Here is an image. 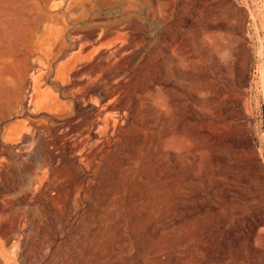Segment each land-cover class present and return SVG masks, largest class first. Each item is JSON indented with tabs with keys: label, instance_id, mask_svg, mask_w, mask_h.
<instances>
[{
	"label": "rangeland",
	"instance_id": "rangeland-1",
	"mask_svg": "<svg viewBox=\"0 0 264 264\" xmlns=\"http://www.w3.org/2000/svg\"><path fill=\"white\" fill-rule=\"evenodd\" d=\"M85 84L98 119L70 131L52 114ZM245 156L264 176V0H0V264H264Z\"/></svg>",
	"mask_w": 264,
	"mask_h": 264
},
{
	"label": "bare ground",
	"instance_id": "bare-ground-1",
	"mask_svg": "<svg viewBox=\"0 0 264 264\" xmlns=\"http://www.w3.org/2000/svg\"><path fill=\"white\" fill-rule=\"evenodd\" d=\"M235 1V0H234ZM54 5H56V4H54ZM60 5V4H59ZM57 6V5H56ZM59 20V19H58ZM54 27V26H53ZM55 31V30H54ZM52 33H54L53 31H52ZM38 37V36H37ZM47 37H49V36H47ZM40 38V37H39ZM53 38V37H52ZM55 39V38H54ZM38 40V39H37ZM45 40V39H44ZM36 41V40H35ZM48 42H50V41H48ZM41 43H43V42H41ZM47 43V42H46ZM48 44V43H47ZM36 45V44H35ZM44 45V44H43ZM46 45V44H45ZM38 46V45H37ZM87 46V45H86ZM260 46V45H259ZM40 47V46H39ZM82 47H84V46H82ZM262 47V46H261ZM100 48V47H99ZM41 50V49H40ZM52 50H54V49H52ZM96 50H98V49H96ZM95 50V51H96ZM261 50V49H260ZM91 51V50H90ZM55 52V51H54ZM80 52V51H79ZM94 52V51H93ZM95 53V52H94ZM93 53V54H94ZM55 54V53H54ZM81 54V53H80ZM86 54H88V53H86ZM85 54V55H86ZM91 54V53H90ZM106 54V51H102V50H100V51H98L95 55H94V58H100V59H102L103 58V56ZM84 55V54H83ZM79 53H75V54H73L68 60H66L67 62H64L65 64H63V65H66L67 63H70V62H72V60H74V59H77V58H79ZM87 56V55H86ZM90 57H91V55H89ZM110 56V55H109ZM45 57H47L46 55H45ZM49 57V56H48ZM260 57V56H259ZM87 58H89L88 56H87ZM105 58V57H104ZM85 59H86V57H85ZM106 59V58H105ZM79 60H81V59H79ZM78 60V61H79ZM88 60V59H87ZM50 61V60H49ZM53 61V60H52ZM75 62H76V60H75ZM98 62V61H97ZM96 62V63H97ZM100 62V61H99ZM98 62V63H99ZM47 63V62H46ZM96 63H93V64H95L96 65ZM46 65V64H45ZM86 66H88V65H86ZM86 66L85 65H83V69H85L86 68ZM61 68H62V66H61ZM263 68V67H262ZM80 71V70H79ZM63 73H64V71H63ZM62 73V74H63ZM67 75V74H66ZM68 75H69V73H68ZM63 78H64V75H63ZM63 78H62V80H63ZM66 78V77H65ZM86 78V77H85ZM217 78V77H216ZM119 81V80H118ZM117 81V82H118ZM97 89H99V85H97V84H85L84 85V88H83V92H81L80 94L78 93H76V94H74L73 96H72V99H71V102L69 103V104H64V105H61L59 108H57V109H55L56 110V112L54 113L53 112V118L54 119H56V118H58V117H66V119L64 120L65 122V124L66 125H68L69 127H70V131H74L75 129H77V128H81L82 127V125H86V124H88V123H90V125L91 124H93L95 121H97L96 119H98V115H99V113L97 112V114H90L92 111H94L95 110V108H94V106H97L98 105V103L95 101V102H93V101H91V98L89 97V94L90 93H93V92H95ZM118 90V88L116 89V91ZM107 93V92H106ZM95 97V96H94ZM98 97H99V95H98ZM116 98V97H115ZM117 99V98H116ZM239 100H241L240 98H239ZM121 101H122V99H121ZM120 101V103H119V105H117V109H119V111L117 112L119 115H117L116 114V116H114V117H104L100 122H102V125H103V130L106 132V133H108L109 131H112V132H114V133H116V135L119 137L118 138V143H121V141H123L124 139H126V138H128L129 137V133H130V131H131V127H130V117H125L124 115L122 116L121 115V111H120V109L121 108H123V105H124V108H125V105H127V103H123V102H121ZM111 102V101H110ZM113 102V101H112ZM108 103V102H107ZM237 103V102H236ZM62 104V103H61ZM43 105H45V104H43ZM94 105V106H93ZM107 106H109V105H107ZM106 106V107H107ZM238 106V105H237ZM41 108H42V106H40ZM57 107V106H56ZM55 107V108H56ZM99 108V107H98ZM111 108H115L114 106L113 107H111ZM231 108V107H230ZM50 109V108H49ZM51 109H53V108H51ZM124 110V109H123ZM52 111V110H51ZM107 111H109V110H107ZM127 111V110H126ZM115 112V111H114ZM124 112V111H123ZM126 115H127V113H125ZM243 114V113H242ZM74 115H76V116H79V117H81L82 119H81V122H80V124H78L79 126H76V125H73L72 124V120L74 119ZM122 120H125V124L124 125H121L120 123H121V121ZM124 122V121H123ZM123 124V123H122ZM245 124V123H244ZM89 125V126H90ZM101 126V125H100ZM91 127V126H90ZM92 128V127H91ZM98 129V128H97ZM153 130V129H152ZM51 132H55V130H54V128H51ZM86 133H87V139L88 138H91V137H93L94 136V134L92 133V130L88 127V129L86 130ZM108 135H110V134H108ZM115 135V136H116ZM111 136V135H110ZM131 136V135H130ZM102 137V136H101ZM214 137V136H213ZM42 138H44V139H46V138H48V135H46V136H42ZM81 139V138H80ZM79 139V140H80ZM59 140H61L60 138H59V136H56V137H51V138H49V139H47L46 140V143H45V149H46V151H48V153H49V155L52 157V160H57L60 164H62V165H66L67 167H74L75 166V164H74V160L75 161H82L83 160V156L85 157L84 159L86 160H88L89 159V161L90 162H93V154L95 153L94 151L92 152H89V153H85V154H83V156H82V154L80 155L79 153L77 154H74V151H76L77 150V148L79 147V143H75V144H73V145H66V146H64V145H60L59 144ZM82 140H83V138H82ZM91 140V139H90ZM88 141H89V139H88ZM102 141V140H101ZM109 141V140H108ZM75 142V141H74ZM59 144V145H58ZM50 145H51V147H50ZM56 149H58V152H55V150ZM84 149V148H83ZM79 152H80V150H79ZM78 157H80L79 158V160H76V158H78ZM73 161V162H72ZM243 161L245 162L246 161V165L243 167L244 168V172H241V176L244 178V179H248L249 178V176H248V173H249V171L252 169V168H254L255 170H256V177H260L261 178V181H262V183H263V185H264V176H263V174H262V167H261V164H260V162L258 161V159L254 156V157H250V156H245L244 157V159H243ZM52 162H54V161H52ZM151 168V167H150ZM261 189H263L264 190V188H261ZM124 190V189H123ZM122 192V191H121ZM142 192V191H141ZM143 193V192H142ZM263 193H264V191H263ZM173 208V207H172ZM175 208V207H174ZM172 214V213H171ZM133 218V217H132ZM194 220V219H193ZM176 221V220H175ZM178 222L180 221V220H177ZM176 223V222H175ZM191 223H192V221H191ZM176 226V225H175ZM180 227L182 228V226L180 225ZM162 228V227H161ZM173 228V227H172ZM192 229V228H191ZM139 230V229H138ZM137 230V231H138ZM4 231V230H3ZM2 231V232H3ZM168 232H170V231H168ZM181 232V231H180ZM210 232V231H209ZM240 232V231H239ZM162 233V232H161ZM166 233V232H165ZM207 233V232H206ZM170 234V233H169ZM166 235V234H165ZM206 235V234H205ZM142 236V235H141ZM159 236V235H158ZM171 236V235H170ZM204 236V235H203ZM107 237V236H106ZM208 237V236H207ZM207 237H205V238H207ZM231 237V236H230ZM104 238V237H103ZM127 238V237H126ZM164 239V238H163ZM105 240V239H104ZM126 240V239H125ZM128 240V239H127ZM201 241V240H200ZM111 242V241H110ZM103 243V242H102ZM126 244V243H125ZM200 244V243H199ZM205 244V243H204ZM203 244V245H204ZM189 245V244H188ZM238 245H240V244H238ZM237 245V246H238ZM116 246V245H115ZM118 246V245H117ZM123 246H125V245H123ZM99 248V247H98ZM101 248V247H100ZM116 248V247H115ZM118 248V247H117ZM124 248V247H123ZM192 248V247H191ZM197 248V247H196ZM226 248V247H225ZM237 248V247H236ZM235 249V248H234ZM241 249V248H240ZM239 249V250H240ZM98 250V249H97ZM124 250V249H123ZM192 250V249H191ZM1 251V250H0ZM125 251V250H124ZM196 251V250H195ZM190 252V251H189ZM201 252H203V251H201ZM236 252V251H235ZM239 252V251H238ZM3 253H4V250H3ZM95 253V252H94ZM194 253H196V252H194ZM204 253V252H203ZM228 253H229V251H228ZM240 253V255H241V252H239ZM118 254V253H117ZM182 254V253H181ZM184 254V253H183ZM245 254V253H244ZM3 255V254H2ZM202 255V254H201ZM230 255V254H229ZM96 256V255H95ZM123 256H124V254H123ZM208 256V255H207ZM225 256H227V255H225ZM230 256H232V255H230ZM235 256H237V254L235 255ZM246 256H248V255H246ZM174 257V256H173ZM211 257V256H210ZM240 257V256H239ZM238 257V258H239ZM176 258H178V257H176ZM182 258V257H181ZM198 258V257H197ZM202 258H203V256H202ZM183 259V258H182ZM196 259V258H195ZM232 259V258H231ZM248 259V258H247ZM115 260V259H114ZM144 260V259H143ZM177 260V259H176ZM240 260V259H239ZM130 261V260H129ZM175 261V260H174ZM173 261V262H174ZM191 261V260H190ZM226 261V260H225ZM235 261V260H234ZM207 262V261H206ZM262 262H263V260H262ZM144 263H145V261H144ZM185 263V262H184ZM187 263H189V261L187 260V262H186V264ZM191 263V262H190ZM146 264V263H145ZM181 264V263H180ZM210 264V263H209ZM217 264V263H216ZM224 264V263H223ZM235 264H237V263H235ZM245 264H247V263H245ZM256 264V263H255Z\"/></svg>",
	"mask_w": 264,
	"mask_h": 264
}]
</instances>
